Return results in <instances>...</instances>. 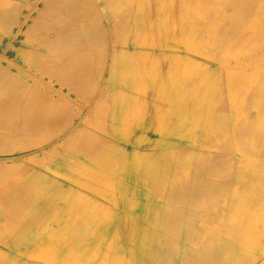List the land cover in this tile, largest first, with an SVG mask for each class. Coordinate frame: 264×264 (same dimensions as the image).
Here are the masks:
<instances>
[{"label": "bare ground", "instance_id": "obj_1", "mask_svg": "<svg viewBox=\"0 0 264 264\" xmlns=\"http://www.w3.org/2000/svg\"><path fill=\"white\" fill-rule=\"evenodd\" d=\"M73 2L46 0L33 24L30 0L0 8V93L38 88L0 105V152L54 130L74 152L61 203L0 178V264H264V0ZM54 82L95 88V138L51 126L76 106Z\"/></svg>", "mask_w": 264, "mask_h": 264}, {"label": "rangeland", "instance_id": "obj_2", "mask_svg": "<svg viewBox=\"0 0 264 264\" xmlns=\"http://www.w3.org/2000/svg\"><path fill=\"white\" fill-rule=\"evenodd\" d=\"M9 1H11V0H0V8L4 9L6 6H8ZM93 1L95 3V0H93ZM30 2L32 4H35L34 8L36 9V13L34 12L33 15H32V13H30L31 14L30 17L25 22L29 23V24H33L34 22H36L34 17H36V20H38V18H37L38 9L42 8L44 6L43 4H45L46 0H30ZM85 2H86V0H74V2L71 4V6L73 5V7H75L73 9L74 12H76V10L78 8L80 10H82L83 8L87 7ZM97 2H100V0H97ZM71 6H69V7H71ZM69 7H67V8L64 7V8H66V10H68ZM48 10H49V8L47 7L45 13H47ZM43 15L44 14L41 13V16H43ZM76 17H75V19H76ZM51 21L52 20H48L47 22L49 23ZM16 23L17 22L13 23V26L16 25ZM51 23L54 26L57 25V21H55V20L52 21ZM0 34L3 37V39L7 38V36H8L4 32H1ZM2 37H1V39H2ZM77 46H79V43L69 45V47H72V49H75ZM25 52H26V49H24L22 53H25ZM46 53L49 54V52H46ZM46 53H40L39 55H41L42 57H45L43 54H46ZM37 73H39V72H37ZM42 77L47 78V75H44ZM107 79H108V73L104 72L102 81L105 82V86L108 84ZM54 83H55L56 89L63 91V93H65V96H70L74 100V102L76 103V106H74L72 109H70L69 114L71 113V117L68 114L69 116H67L65 119V120H67L70 117L68 121H66V122L64 121V124H60L61 126L59 125V123L56 125L53 124L51 126L57 130H59L63 126V128L64 127H66L67 129L69 128L68 131H71L70 128L72 126H77V130L88 129L89 131L94 133L93 135L91 133H87V134L83 133L84 136L95 138V119H91V121H89L88 123L86 122V119L88 118L87 117L88 112L89 111L92 112L91 108H92L93 104H94L93 112H95V110H94L95 109V88H93L94 90L92 91V95L94 96V99L89 101L88 96L90 94H88V96H86L87 93L83 94V93L79 92L80 93L79 94L78 92H74L73 88H66L65 86H62L60 88V86H58L57 82H54ZM0 89H2V88H0ZM5 89H6L5 91H8L7 96L2 95L5 91L0 93V105H2V106L12 104V103H20L21 102L20 100L22 98L24 100H25V98H29L30 101L35 100L37 98V95H36L37 93L34 92V90H37L38 88H5ZM16 89H19V90H16ZM104 89H110V88H104ZM83 96L86 97L87 99H85ZM81 97L83 100L81 99ZM20 109L22 110V108H20ZM59 110L60 109H55L53 111L55 113H57ZM1 111H2V108L0 107V112ZM38 111L39 112L44 111L43 113L48 112V110L45 111L43 108L38 109ZM76 112L79 113L80 116L78 115V116L72 117V113L74 114ZM18 118L19 117H16V119H18ZM19 119H21V118H19ZM60 122H62V120ZM90 122H92V123H90ZM93 122H94V124H93ZM65 123H66V125H65ZM54 126H56V128ZM53 132H54L53 134H52V132H46V135L43 134L42 136H44L45 138H43L41 140V143H40V141L34 143L35 139H30V137H29V136H31L30 134H28V135H26V134L17 135L15 137H13L11 139V141H9L10 143L7 147V151L5 148V150H2V152H0V157H8L10 159L12 158L13 160H16L20 156H23V155H26L29 153H33V152H36V153L40 152L42 147H45V148L49 147L50 148L54 143H56V145H55L56 148H54L53 150H52V148L46 150L45 156H42L44 153H41L38 156L39 159L34 160L35 162L33 160L29 159V160L24 161L23 163L12 164V165L8 166V168H6V170L3 169V171L0 167V178H4L5 177L4 174L5 175L9 174V175H7V177H11V176L15 177V176L21 175L23 173H24V175H27V176L31 175L33 181H35L39 186L49 188V190H54L56 192V194H58L57 195V201L61 203L63 201L62 198L64 197V193L65 194L72 193L73 191L66 188V185L69 183L67 180L65 181L63 178H61V175H60L61 170L60 169H63V167H65L64 165H66L65 163H67L70 159H72L74 157V155H73L74 152L72 150L68 149L67 146L65 145V143H57V142H65L64 137L66 136V132L57 133V132H55V130ZM69 134H71V133L69 132ZM103 135L108 137L107 134H103ZM0 150H1V148H0ZM49 151H50V154H48ZM79 156L81 159L85 157V155H79ZM48 158H49V160H48ZM94 197H95V195H94ZM52 224H56V221H52Z\"/></svg>", "mask_w": 264, "mask_h": 264}]
</instances>
